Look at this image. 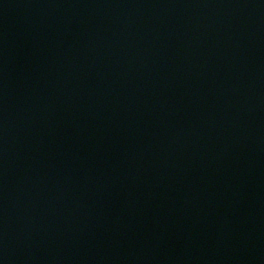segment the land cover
<instances>
[{
  "label": "water",
  "instance_id": "95a60500",
  "mask_svg": "<svg viewBox=\"0 0 264 264\" xmlns=\"http://www.w3.org/2000/svg\"><path fill=\"white\" fill-rule=\"evenodd\" d=\"M0 264H264V0H0Z\"/></svg>",
  "mask_w": 264,
  "mask_h": 264
}]
</instances>
